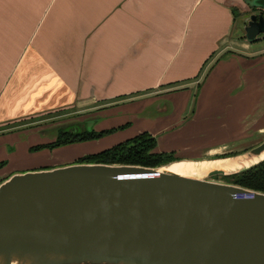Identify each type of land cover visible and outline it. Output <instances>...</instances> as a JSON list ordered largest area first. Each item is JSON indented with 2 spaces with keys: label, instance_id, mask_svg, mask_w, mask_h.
Instances as JSON below:
<instances>
[{
  "label": "crops",
  "instance_id": "obj_1",
  "mask_svg": "<svg viewBox=\"0 0 264 264\" xmlns=\"http://www.w3.org/2000/svg\"><path fill=\"white\" fill-rule=\"evenodd\" d=\"M233 9L249 8L245 0H0V127L70 108L105 127L128 110L155 151L175 150L169 143L208 120L199 103L187 114L182 99L206 67L216 80L264 73V44L233 37ZM219 143L177 158L203 159Z\"/></svg>",
  "mask_w": 264,
  "mask_h": 264
},
{
  "label": "water",
  "instance_id": "obj_2",
  "mask_svg": "<svg viewBox=\"0 0 264 264\" xmlns=\"http://www.w3.org/2000/svg\"><path fill=\"white\" fill-rule=\"evenodd\" d=\"M242 31L248 43L264 38L263 14L246 16ZM262 152L264 139L213 159ZM263 159L202 177L165 170L174 161L12 174L0 182V264H264V193L211 181Z\"/></svg>",
  "mask_w": 264,
  "mask_h": 264
},
{
  "label": "rangeland",
  "instance_id": "obj_3",
  "mask_svg": "<svg viewBox=\"0 0 264 264\" xmlns=\"http://www.w3.org/2000/svg\"><path fill=\"white\" fill-rule=\"evenodd\" d=\"M251 13L249 9L244 13L237 12L233 37L240 36L243 39L241 22ZM260 39L250 43L251 49L263 46L264 38ZM261 67L264 70L262 62ZM207 70L208 67L202 72L201 75H204L200 84L191 86L192 89L188 90L187 96H183L182 99L187 101V114L199 103L200 110L208 120H200L187 136L169 143L168 147L175 149L171 151L174 157H179L177 153H181L180 156L186 154L198 156L199 152L215 143L225 144L217 153L206 154L203 159L216 158L224 154L240 153L264 139V132L256 133L258 127H264V73L262 72L255 81L250 79L246 70L236 80L231 75L216 80L215 75L206 78ZM111 115V112L107 114ZM112 116L115 117L111 122L103 124L105 127H95L93 118L91 122H84L92 117L90 112H77L70 108L19 121L20 126L8 129L7 133H4L6 126L0 127V161L4 163L0 168V180L15 173L74 164L81 156L105 149L139 133L138 131L142 129V124H138L134 120L136 119L134 114L131 116L128 110L116 111ZM125 121H129L130 124L124 125ZM117 125L123 126L96 139L60 147L29 149L53 140L60 127L100 130L116 128ZM211 181L229 182L228 178L220 176L213 177Z\"/></svg>",
  "mask_w": 264,
  "mask_h": 264
},
{
  "label": "trees",
  "instance_id": "obj_4",
  "mask_svg": "<svg viewBox=\"0 0 264 264\" xmlns=\"http://www.w3.org/2000/svg\"><path fill=\"white\" fill-rule=\"evenodd\" d=\"M233 18H236L237 11L233 9ZM242 23V22H241ZM244 39V37H243ZM14 122L6 123L4 133H7L8 129L13 128L9 124ZM17 123V122H15ZM126 125V124H125ZM120 125L116 128H108L102 130H86L84 128L77 129L73 127H60L53 140L38 144L30 147V150L38 149L41 147H60L71 143H78L81 141L96 139L107 133L112 132L115 129L122 127ZM2 131V130H1ZM224 154L221 157L234 155ZM180 160L171 152H157L155 151V139L143 131L132 137L124 139L118 143H115L100 151L83 155L78 161L74 163H102V164H129V165H140L145 167H156L167 164L171 161ZM4 165L0 161V168ZM222 178H228L230 184L238 185L246 189L258 191L264 193V159L256 165L236 174L229 176H220ZM6 178V177H5ZM3 178V179H5ZM1 179L0 182L3 180Z\"/></svg>",
  "mask_w": 264,
  "mask_h": 264
},
{
  "label": "bare ground",
  "instance_id": "obj_5",
  "mask_svg": "<svg viewBox=\"0 0 264 264\" xmlns=\"http://www.w3.org/2000/svg\"><path fill=\"white\" fill-rule=\"evenodd\" d=\"M264 158V152L258 157H254L248 161L243 160L242 156L218 158V159H180L166 165L165 170L175 172L183 176L202 177L203 174L210 169L237 170L242 169L251 164L258 162Z\"/></svg>",
  "mask_w": 264,
  "mask_h": 264
}]
</instances>
